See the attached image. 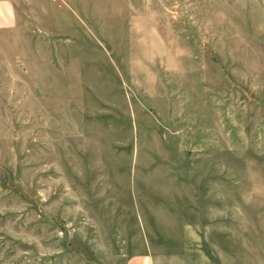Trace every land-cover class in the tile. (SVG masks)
<instances>
[{
    "label": "rangeland",
    "instance_id": "374dc122",
    "mask_svg": "<svg viewBox=\"0 0 264 264\" xmlns=\"http://www.w3.org/2000/svg\"><path fill=\"white\" fill-rule=\"evenodd\" d=\"M12 2L0 264H264V0Z\"/></svg>",
    "mask_w": 264,
    "mask_h": 264
},
{
    "label": "crops",
    "instance_id": "0c3cea01",
    "mask_svg": "<svg viewBox=\"0 0 264 264\" xmlns=\"http://www.w3.org/2000/svg\"><path fill=\"white\" fill-rule=\"evenodd\" d=\"M17 17L15 5L12 0H0V27L6 28ZM127 264H154L153 257L146 255L133 256Z\"/></svg>",
    "mask_w": 264,
    "mask_h": 264
}]
</instances>
